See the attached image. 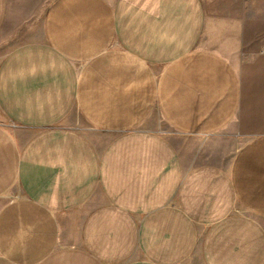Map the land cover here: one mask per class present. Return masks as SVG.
Masks as SVG:
<instances>
[{"label": "crops", "instance_id": "0c3cea01", "mask_svg": "<svg viewBox=\"0 0 264 264\" xmlns=\"http://www.w3.org/2000/svg\"><path fill=\"white\" fill-rule=\"evenodd\" d=\"M41 32L0 58V264H264V0H51Z\"/></svg>", "mask_w": 264, "mask_h": 264}, {"label": "rangeland", "instance_id": "374dc122", "mask_svg": "<svg viewBox=\"0 0 264 264\" xmlns=\"http://www.w3.org/2000/svg\"><path fill=\"white\" fill-rule=\"evenodd\" d=\"M18 7L23 8V12H16L11 27H7V32L0 33V58L3 53L14 45L22 41L38 39L42 35V20L44 13L51 0H16ZM78 125L87 127L84 121L79 120ZM160 125L169 130L163 121ZM88 129V128H86Z\"/></svg>", "mask_w": 264, "mask_h": 264}]
</instances>
